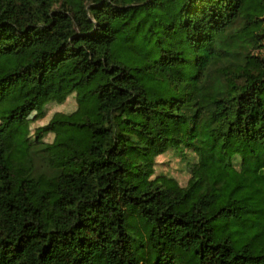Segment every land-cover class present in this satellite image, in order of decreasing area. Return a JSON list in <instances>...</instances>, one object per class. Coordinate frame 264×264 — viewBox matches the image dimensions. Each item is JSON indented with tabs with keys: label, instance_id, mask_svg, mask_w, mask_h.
I'll return each instance as SVG.
<instances>
[{
	"label": "trees",
	"instance_id": "16d2710c",
	"mask_svg": "<svg viewBox=\"0 0 264 264\" xmlns=\"http://www.w3.org/2000/svg\"><path fill=\"white\" fill-rule=\"evenodd\" d=\"M0 264H264V0H0Z\"/></svg>",
	"mask_w": 264,
	"mask_h": 264
},
{
	"label": "rangeland",
	"instance_id": "374dc122",
	"mask_svg": "<svg viewBox=\"0 0 264 264\" xmlns=\"http://www.w3.org/2000/svg\"><path fill=\"white\" fill-rule=\"evenodd\" d=\"M76 108V100L74 94L68 96L66 100L61 103H49L46 105V114L44 118L34 121L30 124V128L33 129L36 126L45 124L53 113L64 112L68 113ZM52 134L45 136L46 141H51ZM156 163L154 165L155 175L164 174L169 177H173L181 186L186 185L188 178L190 177L191 165L196 161L194 153L187 151L185 156H181L178 152L168 149L163 154L156 157ZM245 227L252 229L242 223H235L234 219L221 218L215 221V228L218 231H230L233 235L238 234L241 229Z\"/></svg>",
	"mask_w": 264,
	"mask_h": 264
}]
</instances>
